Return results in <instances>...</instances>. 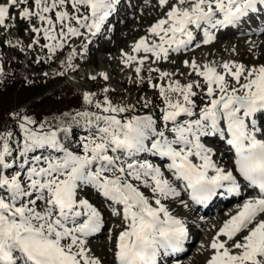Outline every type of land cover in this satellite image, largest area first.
<instances>
[{"label":"snow or ice","instance_id":"1","mask_svg":"<svg viewBox=\"0 0 264 264\" xmlns=\"http://www.w3.org/2000/svg\"><path fill=\"white\" fill-rule=\"evenodd\" d=\"M119 0H3L0 26L8 20H37L33 43L42 35L52 55L79 38L88 51ZM167 9L131 46L122 62L143 82L146 62L168 61L172 53L211 44L221 29L243 30L264 20V0H157ZM11 9H18L16 16ZM259 30L264 32V27ZM31 46V45H30ZM79 50L71 47V66ZM195 79L148 67L163 83V107L131 114L134 105L114 104L107 95L83 99L94 111L75 114L88 129L72 148L67 127H52L16 113V130L0 129V264H102L88 247L100 230V209L83 195L91 188L121 220L112 264H160L162 255L183 251L189 229L170 209L181 198L203 205L225 193L240 198L215 231L206 264H264V63L184 60ZM2 71V69H0ZM62 75V73H61ZM100 75L108 80L106 73ZM184 75V74H182ZM91 79H96L95 76ZM199 90V91H197ZM105 93L109 89L103 90ZM200 103H197V97ZM152 101L144 99L142 107ZM259 121V123H258ZM222 140L231 166L208 146ZM248 190L250 195L242 196Z\"/></svg>","mask_w":264,"mask_h":264},{"label":"rangeland","instance_id":"2","mask_svg":"<svg viewBox=\"0 0 264 264\" xmlns=\"http://www.w3.org/2000/svg\"><path fill=\"white\" fill-rule=\"evenodd\" d=\"M0 2H3V0H0ZM136 3H138V7L134 9V12L130 8L125 7L124 9L128 12H122L120 14L123 18L127 19L131 14H135L133 18L129 19L128 25L120 27L119 23H115L120 29L109 39H95L89 54L88 51H84L83 42L79 38H73L72 42L67 45V49L65 48L64 51L61 49L57 50L58 55L56 57L50 54L47 67L40 70L32 69L28 61L29 55L24 54H30L31 52L43 53L44 50L41 45L39 43H33V40L36 39V34L31 31L32 26H40V22L37 20L26 22L24 18L8 20L7 24L10 25L9 27L5 28L4 26H0V57H5L6 54H12L11 52L13 50L16 54V56L12 54L15 59L19 57L23 59L20 72L29 76L35 75L40 80H45L47 77L64 76L62 81L43 90V93L45 92L43 96L55 91L58 92L64 86L65 88H74L83 96L86 92L94 93L95 99L97 96L104 93L103 90L107 88L109 89L107 93L114 92L117 99L122 100L124 105H138L142 107L144 99L154 102L158 107L154 106L153 111L158 114H160L159 106L163 107V105L158 95V90L150 86L147 78L151 76L152 83H163V81L159 80L158 73L148 72L149 66L159 67L162 71L174 73V79L187 82L196 77L194 74L191 76L187 75L190 69L183 64L184 60H191L194 58L201 64L204 62L220 63L226 60H233L245 64L264 63V38L258 37L252 40L251 38H240L238 36L239 34H228L224 37L221 35L219 40L215 43L201 47L196 52L180 56V58L172 53L168 61H161L156 64L146 62L140 74L145 77V79L143 82H140L134 72L135 63L129 67L122 62V50L123 52H131L133 43L141 36L147 35V29L150 25L163 16L167 9H161L157 0L151 1L150 4H145L144 2L140 3V1ZM16 10L17 9H12L13 16H16L18 12ZM106 35L107 33L104 36ZM71 47H76L79 52L73 59L71 66H69L67 57ZM62 64H64L63 68ZM3 68H5V64L0 63V69ZM100 73H106L109 79L105 80ZM93 76H95L96 79H91ZM37 95L38 94L33 95V97ZM36 99L37 98H34L32 100L34 103L29 105L30 107H34L35 103L39 101ZM22 100H24V96ZM197 103H200L199 96L197 97ZM75 114L76 113L64 112L62 115L55 116L54 118V123L58 125V127H67L69 129L66 134L61 133L63 142L69 146L71 145L69 140L70 137L72 138L74 131L77 130V128L84 127L82 118L76 117V119L81 120L80 124L74 122L73 118ZM73 144L74 142L72 145ZM181 198L185 200L184 196H181ZM234 205L235 203L232 204L230 208H233ZM175 207L178 211H181L182 214L192 212L188 207H184L180 204L179 199L175 201ZM225 216L224 210L222 214H220V218H224ZM218 225L217 227H212L210 224L204 226V230L201 231L202 235L199 238L200 242H204V248L201 249L198 247L200 244L196 243L194 251L186 256L183 264H203L206 262L211 251L207 248V245L210 242V238L213 237L215 231L218 229ZM111 226L112 230L104 237L102 245H94L95 254L105 257L104 260L108 264L112 262L109 258V253L111 254L112 252L114 235L122 228L121 220H112ZM196 249L198 251H195Z\"/></svg>","mask_w":264,"mask_h":264},{"label":"trees","instance_id":"3","mask_svg":"<svg viewBox=\"0 0 264 264\" xmlns=\"http://www.w3.org/2000/svg\"><path fill=\"white\" fill-rule=\"evenodd\" d=\"M28 86L26 85H20L18 87L13 86L14 90L11 92L2 91L0 92V109L3 108V111L0 112V120L1 126L7 125L11 122L10 114L17 113V104L18 101L15 99L18 98V95L22 92H25V89L28 90V92L31 90V93L34 94L37 92L36 87H30L26 88ZM33 89V90H32ZM28 92L24 95V100H28L31 96H29ZM57 96H54V99L56 100ZM22 99V97H19V100ZM41 102V101H40ZM9 109V112L7 110ZM34 117H37V110H34L33 112ZM37 120V119H35ZM39 123V120H37Z\"/></svg>","mask_w":264,"mask_h":264},{"label":"bare ground","instance_id":"4","mask_svg":"<svg viewBox=\"0 0 264 264\" xmlns=\"http://www.w3.org/2000/svg\"><path fill=\"white\" fill-rule=\"evenodd\" d=\"M212 219H214V218H212Z\"/></svg>","mask_w":264,"mask_h":264}]
</instances>
